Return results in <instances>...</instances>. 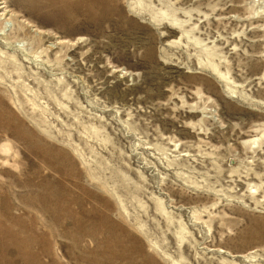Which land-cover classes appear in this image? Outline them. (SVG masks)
I'll return each mask as SVG.
<instances>
[{
	"label": "rangeland",
	"instance_id": "374dc122",
	"mask_svg": "<svg viewBox=\"0 0 264 264\" xmlns=\"http://www.w3.org/2000/svg\"><path fill=\"white\" fill-rule=\"evenodd\" d=\"M0 3V264H264V0Z\"/></svg>",
	"mask_w": 264,
	"mask_h": 264
},
{
	"label": "bare ground",
	"instance_id": "6f19581e",
	"mask_svg": "<svg viewBox=\"0 0 264 264\" xmlns=\"http://www.w3.org/2000/svg\"><path fill=\"white\" fill-rule=\"evenodd\" d=\"M60 1L62 2L64 1L68 3V6L71 9L77 10L83 7L84 9H87L89 12H93L96 6L103 7L104 4H106L107 2L112 3V0H60ZM0 4L3 5V3ZM0 117H1V113H0ZM104 225L108 231L112 232V233L106 232L105 228L101 224H98L96 226L98 230H101L107 234L104 238L100 239L98 242V245L105 250L101 254V257L103 258L104 261H108L110 264H114L116 261L121 262L120 264H143L144 261L147 262V264H162V263L170 264V261H167V259L163 255H160L162 256V258H158L160 259V262L158 263L155 262L151 256L149 255L145 256L144 254L146 253V251L139 242H135V244L138 246L137 250L136 251L132 250L128 242H124L121 240L117 230L123 228L121 226H118L116 223H113L105 219ZM94 231L97 232L96 230ZM171 264H176V262L172 261Z\"/></svg>",
	"mask_w": 264,
	"mask_h": 264
}]
</instances>
